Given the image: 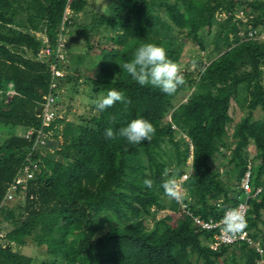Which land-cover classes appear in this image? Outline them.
<instances>
[{
  "label": "trees",
  "instance_id": "obj_1",
  "mask_svg": "<svg viewBox=\"0 0 264 264\" xmlns=\"http://www.w3.org/2000/svg\"><path fill=\"white\" fill-rule=\"evenodd\" d=\"M88 5V0H0V264H256L264 259L246 243L213 250L208 244L213 232L195 225L192 217L216 219L235 207L251 164L253 191H262L248 200L245 228L264 248L259 225L264 116L254 117L257 109L264 111V39L249 35L264 30V0H120L110 14H98ZM81 13L85 22L79 21ZM70 34L108 41L110 47H97L91 60L94 73L57 56L62 41L69 48L65 37ZM145 42L163 46L179 65L188 60V47L197 53L193 68L190 61L180 65L187 83L174 95L141 86L121 70L119 64ZM46 47L52 49L48 55L42 52ZM53 62L63 71L54 79L56 87ZM79 71L95 94L114 88L131 103L117 102L102 113L92 106L76 121L57 111L43 125L45 96L52 93L57 101L60 89L77 80ZM241 86L247 112L230 135L229 112ZM136 117L153 123L151 141L106 138L109 127L126 126ZM29 128L36 132L32 139L25 136ZM41 128L49 139L35 155L40 160L36 177L23 198L3 203ZM181 140L188 167L174 170H179L177 178L191 172L182 183L183 203H177L158 185L164 165L173 159L172 147ZM250 143L262 157L239 162ZM225 151L228 159L215 167ZM222 176L229 186L220 182ZM146 178L156 186L145 187ZM150 216L153 226L147 222ZM29 238L48 247L38 263L14 249ZM237 250L242 251L238 257Z\"/></svg>",
  "mask_w": 264,
  "mask_h": 264
},
{
  "label": "clouds",
  "instance_id": "obj_2",
  "mask_svg": "<svg viewBox=\"0 0 264 264\" xmlns=\"http://www.w3.org/2000/svg\"><path fill=\"white\" fill-rule=\"evenodd\" d=\"M94 4L100 6L99 12L95 9L98 14L111 13V7L105 3V0H95ZM119 66L139 85L158 88L169 96L174 95L181 86L187 83L180 65L169 58L163 46L156 43H142L135 49L131 58L120 63ZM117 102L123 103L126 107L131 103L122 91L114 88L93 101L98 113L113 107ZM155 132L156 128L151 121L144 117H136L126 126L115 129L109 127L105 136L112 140L123 139L129 144H140L144 141H151ZM178 172V169L165 168L158 188L163 189V195L169 200L183 203L184 195L178 183ZM146 175L151 176V173L148 172ZM143 185L152 189L156 183L153 179L146 178L143 180ZM245 227L246 220L239 208H229L225 211L222 231L236 234Z\"/></svg>",
  "mask_w": 264,
  "mask_h": 264
},
{
  "label": "rangeland",
  "instance_id": "obj_3",
  "mask_svg": "<svg viewBox=\"0 0 264 264\" xmlns=\"http://www.w3.org/2000/svg\"><path fill=\"white\" fill-rule=\"evenodd\" d=\"M241 1H243V3H246L249 0H239V2ZM88 2H89V5H88L89 10L97 9L99 11L100 6H97L94 4L95 0H88ZM118 2H120V0H105V3H107L111 8L112 6H114V4ZM78 18L80 22H85L87 16L85 13H81ZM38 35L40 36L41 33H38ZM65 41H68V44L70 43L69 44L70 49L63 46V48L60 49V53H61L60 55L69 61L72 60L74 64L76 63V61H78L79 66H81L82 71L84 67H88L89 71H87V69H85V71L87 72L91 71V73L95 72V69L92 66L91 60L94 57H96L97 47H99L98 48L99 50L100 49L102 50L103 48H106V47H110V45L108 44V41H106V39L104 38L101 39L99 36H94V37L91 36L89 38H85L83 36H79V35L75 36V34H70L65 37ZM186 52H187L186 56H188V60L186 61V57L181 59L182 62L180 63V65L183 68L185 67L186 63L190 61L191 68H193V66L195 65V62L193 59H195L196 57L195 54L197 53H195V51L191 50L189 47L186 49ZM72 74H75V73H72ZM217 75H220V73L213 74L214 77ZM74 78H77V80L76 79L69 80L60 89L58 100L56 101V98H55L56 106L54 107H55V111L56 112L58 111V113L61 116H66L67 119H73L76 121L78 120V115L84 113L85 111L90 109L92 106H95L93 101L99 96L104 95V94L103 93L95 94L93 92V88L84 81V77L82 76L81 71H79L78 75L74 76ZM246 103H247V98L245 94V89L243 86H241L240 93L238 96H236L233 99V105L229 112V115L233 118L231 125H228L230 135L232 134L234 125L237 122L242 121L244 115L246 114L247 112ZM263 116H264V111L260 108L254 112V117L256 119L262 118ZM169 118L170 116H167L164 119V123ZM231 139L236 140L235 137L233 136H231ZM185 147L186 145L183 140H181L180 143L172 147L173 152H174L173 159L172 161H170V163H167L166 165H164L163 168L164 169L165 168L174 169L177 167L187 168L189 158L184 157ZM246 156L250 157L251 160L254 162L255 160H259L262 157V153L260 151H256L253 144L250 143L248 145V148L241 153L239 162H241L243 158H245ZM228 157H229V152L225 151L222 155H219L218 159L214 163V166L215 167L219 166L220 162L226 161ZM220 182L223 184L226 183L228 186L229 184H231L229 182L228 177H225V176H222L220 178ZM11 202L14 203L16 201H11ZM262 218H263V221L259 225L261 228L264 229V212H263ZM147 222L150 226H153L155 220L150 216L148 217ZM47 248L48 247L45 245L36 246L30 238L28 239V243L26 245L14 247L15 250L35 258L37 260V263L47 257ZM241 253H242L241 250H237L236 257L240 256Z\"/></svg>",
  "mask_w": 264,
  "mask_h": 264
},
{
  "label": "built area",
  "instance_id": "obj_4",
  "mask_svg": "<svg viewBox=\"0 0 264 264\" xmlns=\"http://www.w3.org/2000/svg\"><path fill=\"white\" fill-rule=\"evenodd\" d=\"M71 1V0H69ZM67 11H69V8H67ZM249 35L254 39H264V30L261 31V29H254L252 30ZM64 46L63 41L60 43L58 49H56L57 56L60 58H64L60 54V49ZM42 52H45L47 55L52 52V49L50 47H46L45 50ZM50 68L53 72V81H52V87H56L55 78L62 76L63 71L58 69L57 65L53 62L50 64ZM45 101L41 103L40 108V115L43 118V125L48 126L52 120L56 116L55 111V96L52 93H49L45 96ZM35 130L33 128H29L25 134L26 138L32 139L35 135ZM49 139L48 136H46L43 133V128L38 130L36 134V138L34 140V144L32 148H30L27 152V156L25 159V162L21 166V168L18 170L17 174L14 176L12 181L9 183V187L7 189V192L5 194V197L3 199L4 202H11L14 200H17L18 198H23L25 192L28 189L30 180L34 179L36 177V172L39 169V158L35 156L36 153L40 152L39 144L43 145L47 143V140ZM35 156V158H33ZM191 170L184 172L180 177H178V183L180 185L181 191L184 194L185 190L182 186V183L189 177ZM251 178H252V167L251 164H249L247 171L245 172L244 176L241 179L240 182V188L243 190V194L240 196V202L235 206L231 208H239L241 213L244 215L245 220L249 216V210H250V203L248 202L250 197H256L261 191L262 187H258L255 191H253V187L251 185ZM183 208H186V205H182ZM229 209V208H228ZM227 210V209H226ZM225 210V211H226ZM186 211L192 215V213L186 209ZM224 211V213H225ZM219 218H209V219H203L201 216L193 215V223L197 226H200L201 228L213 232L212 239L208 242L209 246L213 250H218L221 245H234V244H241L246 243L250 247H255L257 252L264 254V248L261 246L260 239L254 238L250 230L247 228L242 229L236 234L232 233H226L222 231V222L223 217ZM256 264H264V259H261Z\"/></svg>",
  "mask_w": 264,
  "mask_h": 264
}]
</instances>
